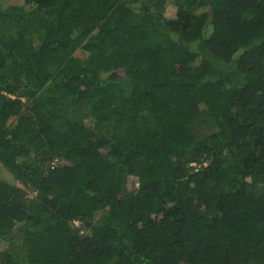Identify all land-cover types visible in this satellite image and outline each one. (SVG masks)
<instances>
[{
  "label": "trees",
  "instance_id": "1",
  "mask_svg": "<svg viewBox=\"0 0 264 264\" xmlns=\"http://www.w3.org/2000/svg\"><path fill=\"white\" fill-rule=\"evenodd\" d=\"M0 169V264H264V0H0Z\"/></svg>",
  "mask_w": 264,
  "mask_h": 264
},
{
  "label": "rangeland",
  "instance_id": "2",
  "mask_svg": "<svg viewBox=\"0 0 264 264\" xmlns=\"http://www.w3.org/2000/svg\"><path fill=\"white\" fill-rule=\"evenodd\" d=\"M172 8H170L169 10H168V13L170 14L171 12H172ZM77 55H79V56H84L85 54L83 53V52H81L80 50H78L77 51ZM0 177H2V178H4V179H6V178H8V174L5 172V171H2L1 169H0ZM0 249L2 250V249H5V245H4V243H0Z\"/></svg>",
  "mask_w": 264,
  "mask_h": 264
}]
</instances>
